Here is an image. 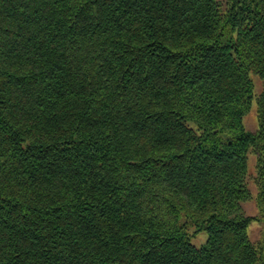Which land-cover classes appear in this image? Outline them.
I'll use <instances>...</instances> for the list:
<instances>
[{"label": "trees", "instance_id": "obj_1", "mask_svg": "<svg viewBox=\"0 0 264 264\" xmlns=\"http://www.w3.org/2000/svg\"><path fill=\"white\" fill-rule=\"evenodd\" d=\"M252 178L264 0H0V264H264Z\"/></svg>", "mask_w": 264, "mask_h": 264}, {"label": "rangeland", "instance_id": "obj_2", "mask_svg": "<svg viewBox=\"0 0 264 264\" xmlns=\"http://www.w3.org/2000/svg\"><path fill=\"white\" fill-rule=\"evenodd\" d=\"M254 79L256 82V93H259L262 90V86H263L262 81L257 77H255ZM245 125L248 131L254 132L257 130L258 120H257L256 106H254L252 110L245 117ZM256 163H257V159L255 157V154L251 153L249 160V173L252 176H256L257 174ZM250 187L254 198L251 201L245 203L244 208L248 215L255 217V220L250 226L249 234L252 241L255 244H259L263 239L264 220L261 216L260 208L256 200L257 188L253 178L252 180H250ZM207 240H208V234L206 231H202L192 236V243L199 248L202 247L207 242Z\"/></svg>", "mask_w": 264, "mask_h": 264}]
</instances>
